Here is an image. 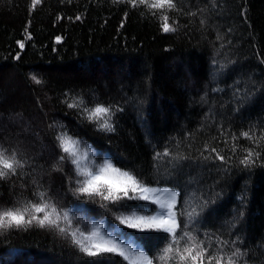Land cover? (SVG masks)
<instances>
[{"label": "trees", "instance_id": "16d2710c", "mask_svg": "<svg viewBox=\"0 0 264 264\" xmlns=\"http://www.w3.org/2000/svg\"><path fill=\"white\" fill-rule=\"evenodd\" d=\"M155 2L0 0V151L23 163L0 176V211L82 205L92 220L119 223L98 197L76 199L75 166L59 161L65 136L88 153L82 163L108 159L148 187L176 191L177 233L186 225L192 236L181 250L197 245L205 264H215L208 255L227 264L239 248L237 264H264V0H173L153 9ZM166 22L172 31H163ZM96 106L109 107L103 120L112 131L89 121ZM15 115L33 129L16 130L7 119ZM247 149L261 153L252 167L239 162ZM217 153L226 160L203 158ZM152 207L147 215L159 211ZM81 215L71 213L73 228ZM120 227L150 258L171 240ZM0 264L128 262L85 257L57 229L33 222L0 228Z\"/></svg>", "mask_w": 264, "mask_h": 264}, {"label": "snow or ice", "instance_id": "6c2138e0", "mask_svg": "<svg viewBox=\"0 0 264 264\" xmlns=\"http://www.w3.org/2000/svg\"><path fill=\"white\" fill-rule=\"evenodd\" d=\"M34 3L38 0H33ZM134 3L135 0H132ZM145 0H140L143 4ZM165 5L172 7L173 0H156L155 3L150 5L153 9H163ZM167 20V17H165ZM164 32L172 31L169 24L166 22L162 26ZM23 47V44H21ZM32 79L39 84L40 81L35 76ZM239 88L240 85L238 84ZM255 88L249 89L252 93ZM264 91V88L261 89ZM71 107V105H70ZM110 115L109 107L96 106L88 113L89 121L103 120L104 117ZM99 129L112 131L113 127L108 120H103L99 124ZM66 135V134H65ZM242 136L251 138L248 132L241 133ZM236 139L235 136L232 137ZM58 147L62 150L64 155L59 157L60 162L71 160V164L75 166L76 183L78 187L74 190L73 194L77 200L85 198L95 200L99 198L101 201L100 207L109 209L119 213L116 215L118 224L105 222L104 220L95 221L87 217L86 213L92 209L76 205L75 208L61 210L55 205L44 203H33L31 211L25 207L23 211L5 210L0 211V228H10L12 226L21 227L24 225H31L33 222L38 223L41 227L49 226L57 229L60 233L70 238L72 245L85 257H105L109 254L119 255L128 264H153L156 260L157 264L164 261L165 257L168 259L179 258L183 264H205L206 249H197V245L192 247H184L181 250L178 245L181 239L186 238L191 240V232L187 230L185 225L182 230V236L177 233L180 224L177 223V213L174 211L176 205L177 192L169 191L168 189L160 190L144 185L136 176L129 171H123L114 166L111 160L105 159L103 164L91 167L82 161L87 160L88 153L84 152L81 155L78 151L79 141L65 138V136L58 137ZM208 145H205V150ZM216 152V148L211 149ZM236 151L235 148L232 149ZM247 155L240 159V164L247 167H252L256 163V158H259L261 153L253 149H247ZM164 155H168L166 149ZM203 155V154H202ZM207 159H218L221 162L226 160V157L217 153L215 157L204 156ZM230 159V157H227ZM179 166V165H178ZM17 167H23V163L16 159L15 153L12 158H6L2 151H0V176L9 173H14ZM6 170V171H3ZM83 177V179H79ZM72 178H69V183ZM39 198L42 201H47L45 193H40ZM205 199H208L207 197ZM150 204L141 203L149 201ZM210 203V201H209ZM152 205H155L159 211H155L153 215H147L148 212H153ZM207 207V205H205ZM73 211L80 212L82 215L78 218V227L73 228L71 213ZM144 213V214H141ZM28 214L29 218L26 219ZM37 214H43L40 218ZM62 222H66L62 226ZM124 225L127 229H135L141 233L144 232H162L167 233L171 237L170 243L160 252L156 257L150 258L144 251H137L133 247L131 241L122 239L124 236H129L130 233L124 231L120 226ZM167 238V237H166ZM227 243V242H225ZM174 253L173 256H169ZM240 249L237 248L228 257L227 264H237V260L241 257ZM236 258V259H234ZM208 261H215V264H222L220 258L213 255L207 256Z\"/></svg>", "mask_w": 264, "mask_h": 264}, {"label": "rangeland", "instance_id": "374dc122", "mask_svg": "<svg viewBox=\"0 0 264 264\" xmlns=\"http://www.w3.org/2000/svg\"><path fill=\"white\" fill-rule=\"evenodd\" d=\"M17 115H15V116H10V117H8L7 119H10L12 122H11V124H12V126L13 127H15L16 128V130H21L19 127H20V123H22V127L24 128V129H29V130H32L33 128L31 127V126H28L27 124L25 125V123L23 122V120H19V118H15ZM14 118V119H13ZM13 120H16L15 121V123H13L14 121ZM34 125V124H33ZM35 126H38V125H35ZM35 129H38V127L37 128H35Z\"/></svg>", "mask_w": 264, "mask_h": 264}]
</instances>
